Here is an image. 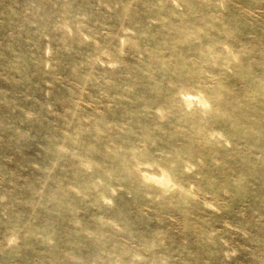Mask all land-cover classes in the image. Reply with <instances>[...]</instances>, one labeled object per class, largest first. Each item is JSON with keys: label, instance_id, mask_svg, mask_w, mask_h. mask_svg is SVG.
<instances>
[{"label": "rangeland", "instance_id": "374dc122", "mask_svg": "<svg viewBox=\"0 0 264 264\" xmlns=\"http://www.w3.org/2000/svg\"><path fill=\"white\" fill-rule=\"evenodd\" d=\"M0 264H264V0H0Z\"/></svg>", "mask_w": 264, "mask_h": 264}]
</instances>
